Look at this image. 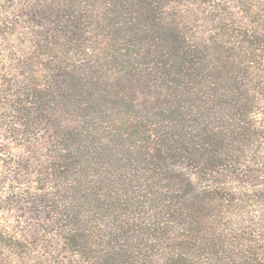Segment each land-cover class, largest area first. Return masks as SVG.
<instances>
[{"label": "trees", "instance_id": "obj_1", "mask_svg": "<svg viewBox=\"0 0 264 264\" xmlns=\"http://www.w3.org/2000/svg\"><path fill=\"white\" fill-rule=\"evenodd\" d=\"M260 115L264 0H0V264H264Z\"/></svg>", "mask_w": 264, "mask_h": 264}, {"label": "rangeland", "instance_id": "obj_2", "mask_svg": "<svg viewBox=\"0 0 264 264\" xmlns=\"http://www.w3.org/2000/svg\"><path fill=\"white\" fill-rule=\"evenodd\" d=\"M130 90L131 91H133L134 93H136V94H139L140 95V97L142 98V99H147L148 98V96L150 95L149 94V92L147 91V89H146V87L143 85V84H140V83H135L131 88H130ZM149 98H150V96H149ZM260 118H262V120L264 121V115L262 116V115H260L259 116ZM264 124V123H263ZM264 186V184L263 185H260V187H263ZM263 189V188H262ZM264 190H261V192H263ZM236 210H237V212H235V211H231L230 213H229V215L234 219V221H236V219L235 218H239V214H242V213H240L239 212V210L236 208ZM231 213H233L232 215H231ZM228 215V216H229ZM242 216V215H241Z\"/></svg>", "mask_w": 264, "mask_h": 264}]
</instances>
